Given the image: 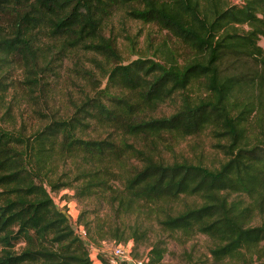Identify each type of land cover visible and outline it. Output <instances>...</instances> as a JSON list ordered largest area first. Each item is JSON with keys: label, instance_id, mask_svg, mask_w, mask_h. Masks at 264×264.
I'll use <instances>...</instances> for the list:
<instances>
[{"label": "trees", "instance_id": "trees-1", "mask_svg": "<svg viewBox=\"0 0 264 264\" xmlns=\"http://www.w3.org/2000/svg\"><path fill=\"white\" fill-rule=\"evenodd\" d=\"M119 11L155 27L150 53L123 57L105 32ZM261 36L264 0H0V94L18 65L37 102L19 125L10 105L0 117V264H94L90 246L106 237L135 249L148 228L123 222L130 213L154 216L165 233L145 264L161 262L178 234L207 236L210 264H264V219L252 222L264 216ZM67 59L79 81L53 109ZM205 132L217 163L176 149ZM65 187L97 194L113 217L82 210L81 235L52 196Z\"/></svg>", "mask_w": 264, "mask_h": 264}, {"label": "rangeland", "instance_id": "rangeland-1", "mask_svg": "<svg viewBox=\"0 0 264 264\" xmlns=\"http://www.w3.org/2000/svg\"><path fill=\"white\" fill-rule=\"evenodd\" d=\"M242 1L243 0H229L230 3H240ZM154 28L155 27L150 24L124 17L123 12L119 11L113 16L105 32L107 34L109 32L113 33L118 39L119 50L123 57L132 59L137 57L139 52L150 53L148 51L150 35L152 36L154 34L153 40L155 42L161 39L160 34H157V32L155 33ZM128 35L132 38L133 42L127 38ZM258 42L264 47V36H261ZM84 59L86 65L96 71L98 70L96 67L92 66V63H89L86 57ZM72 64L70 59L64 61L59 78H57L59 82L54 87L55 94L54 96L47 97L48 104L51 105L53 109L61 107L60 110H63V108H65L64 104L66 103L65 98L70 92L73 93L76 89L79 80L76 79L77 77L71 69ZM22 75L23 72L19 66L13 65L8 74V80L13 79V86H10L6 93L0 94V117L4 113V110L10 105V113H13L16 118H13L12 121L16 125L22 122L23 117H26L27 113H32L31 107L37 104L34 98L28 96V94L25 95L24 92L27 93L26 90L19 86ZM47 108L50 110V107L47 106ZM162 109L166 114L173 111V108L168 104L163 105ZM214 142L215 139L208 132H205L181 139L176 145V149L191 159L195 160L200 156L207 163H217L222 157V153L219 151L217 152L212 146ZM114 184L119 185V182L116 180ZM73 193V188L65 187L57 192H52V196L59 206L67 208L72 213L71 222L78 232L80 231L79 226L84 229L83 224L77 223L78 215L82 210L85 211L89 219L94 218L96 214H99L101 218L105 219L113 217L111 207L97 194L78 198L75 197ZM179 205L182 206L183 204L180 202ZM262 219H264V216H256L252 222L259 223ZM122 220L126 224H132L138 220L142 228H148L144 238L135 246V249L133 248L134 241L131 238L128 240L130 255L133 258H146L151 248V243L156 237H165V233L160 231V226L154 216H136L135 213H130L124 215ZM127 230L126 228L124 235H126ZM165 239L166 252L161 262L158 264H210V241L207 236L195 234L186 239L178 234L175 237ZM120 242L124 243L123 240ZM114 243L119 242L112 237H106L104 240L99 241L98 244L93 243L92 246H90V254L94 262H96L95 264H100V262L96 260L98 251H101L100 253L108 258ZM251 264L255 263L252 262Z\"/></svg>", "mask_w": 264, "mask_h": 264}, {"label": "built area", "instance_id": "built-area-1", "mask_svg": "<svg viewBox=\"0 0 264 264\" xmlns=\"http://www.w3.org/2000/svg\"><path fill=\"white\" fill-rule=\"evenodd\" d=\"M67 213L72 216V213L66 208ZM79 233L85 236V229L79 226ZM109 264H144L145 258L135 257L130 255L129 243H114L111 252L108 256Z\"/></svg>", "mask_w": 264, "mask_h": 264}, {"label": "crops", "instance_id": "crops-1", "mask_svg": "<svg viewBox=\"0 0 264 264\" xmlns=\"http://www.w3.org/2000/svg\"><path fill=\"white\" fill-rule=\"evenodd\" d=\"M96 260H97V262H100V264H103L99 259L96 258ZM95 263H96V262H94V264H95Z\"/></svg>", "mask_w": 264, "mask_h": 264}]
</instances>
